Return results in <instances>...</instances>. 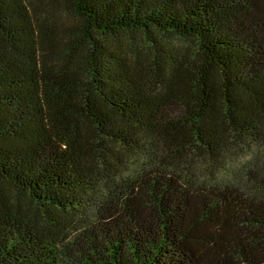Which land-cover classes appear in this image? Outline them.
I'll return each instance as SVG.
<instances>
[{
  "label": "trees",
  "instance_id": "1",
  "mask_svg": "<svg viewBox=\"0 0 264 264\" xmlns=\"http://www.w3.org/2000/svg\"><path fill=\"white\" fill-rule=\"evenodd\" d=\"M0 264H264V0H0Z\"/></svg>",
  "mask_w": 264,
  "mask_h": 264
},
{
  "label": "rangeland",
  "instance_id": "2",
  "mask_svg": "<svg viewBox=\"0 0 264 264\" xmlns=\"http://www.w3.org/2000/svg\"><path fill=\"white\" fill-rule=\"evenodd\" d=\"M170 42L172 44H179V45L184 46L186 48H191V49L194 48V46L192 45V42H190L189 40L188 41H178L177 39H170Z\"/></svg>",
  "mask_w": 264,
  "mask_h": 264
}]
</instances>
